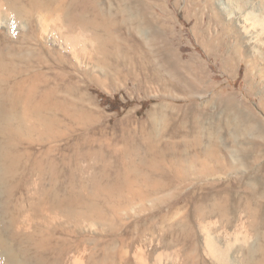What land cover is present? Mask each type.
I'll use <instances>...</instances> for the list:
<instances>
[{
  "label": "rangeland",
  "instance_id": "1",
  "mask_svg": "<svg viewBox=\"0 0 264 264\" xmlns=\"http://www.w3.org/2000/svg\"><path fill=\"white\" fill-rule=\"evenodd\" d=\"M20 1L28 4V0ZM139 1L145 7L148 4V9L149 5L153 6L148 17L157 16L161 21L149 24L142 35L134 37L132 26L123 20L120 11L122 0H96L114 15L118 47H109L106 58L95 55L100 69L93 74L81 72L72 58L56 50L48 52L44 44L36 42V9L29 11L25 28L14 14L17 23L13 32L0 29V46L11 49L9 59L18 66L15 74L7 77V88L23 84L31 87L38 98L50 90L51 105L46 112L54 120L50 133L35 129L14 139L0 134L1 145L10 144L14 156L19 155L15 156V162L17 158L19 161L10 169L13 173L8 171L4 188H0V206L5 207L0 213V250L18 253L27 250L25 253L31 256L42 240L46 250L55 246L66 250L65 264H72L75 255L88 247V252L109 254L110 262L103 257L105 263L114 264L122 254L118 249L123 240L131 243V249L136 244L183 242L187 226L199 229L194 218L197 206L207 207L222 199L234 208H241L245 201L257 200L262 209L264 260V48L255 54L245 41H238L241 34L236 16L228 18L214 3L218 0H163L165 9L158 0ZM71 2L53 0L48 8L57 15ZM196 25L203 32L201 36L195 34ZM158 26L164 31L169 27L176 38H183L187 48L183 60L194 63L199 59L203 74L185 69L171 74L170 68L161 65L158 45L145 41L159 36L153 29ZM15 33L18 39H14ZM172 35L169 31L164 33L169 41ZM161 39L158 40L162 42ZM206 40L214 43L211 51L205 48L209 44ZM179 47V44L174 47L177 52ZM223 50L230 55L234 50L239 54L228 63ZM222 95L234 96L239 103L252 107L257 115V120L251 121L254 131L240 134L228 127L230 110L227 104L221 103ZM210 100L206 117H199L205 119L203 130L219 132L222 162L213 156L207 159L202 149L184 151L187 140L194 138L187 131L194 126L191 121L182 120L183 111L192 102L206 104ZM172 109H175L173 113ZM163 114L167 122L161 121ZM154 116L158 118V128L153 126ZM175 120L183 122L185 129L178 131ZM200 135L206 143L204 132ZM169 148L194 153L192 158L197 159V167L206 162L211 172L178 177L168 170L173 157ZM142 156L152 157L159 169L150 174L154 180L163 177L164 184L156 187V183L135 181L139 193L120 202L105 193L93 198L105 209L96 233L85 230L84 225L76 230L63 229L50 218L48 209L54 199L53 187L58 189V194L89 190L97 182L93 178L121 173L127 165L134 164L133 158L137 162ZM105 181L102 180L103 184ZM12 215L17 217L9 237L4 226Z\"/></svg>",
  "mask_w": 264,
  "mask_h": 264
},
{
  "label": "bare ground",
  "instance_id": "2",
  "mask_svg": "<svg viewBox=\"0 0 264 264\" xmlns=\"http://www.w3.org/2000/svg\"><path fill=\"white\" fill-rule=\"evenodd\" d=\"M136 1L138 3L134 4ZM136 1L122 0L120 6L123 20L129 22L132 26V36L134 37L142 35L149 24L161 21L157 16L148 17L149 9L153 6L149 5L148 9V4L145 7L142 2ZM162 2L163 0H158L162 9H165L166 6L161 4ZM97 3L99 4L96 0H72L69 6L64 7L55 15L48 8L52 6L53 0H28V4L22 3L20 0H0V29H4L6 33L13 32L17 23L14 14L22 22L20 23L22 24L21 27L25 28L24 23L29 11L36 9L37 24L34 35L36 42L44 44L48 48V52L56 50L64 56L72 58L74 65L81 69V72L93 74L94 71H97V68L100 69L95 61L96 56L106 58L110 51L109 47H118L114 15ZM214 3L218 4L220 10L227 13L228 18H232L233 15L236 16L235 21L241 34L238 41H245L252 52L259 53V50L264 48V0H218ZM32 6L34 8H31ZM209 7H211V2ZM153 29L157 31L160 37L154 36L151 39H145V41H147V44L158 45L159 53L162 54V66L170 68L171 74L179 73L182 69L197 75L202 73L200 72L201 61L199 59L196 58L194 63L183 60L184 52L187 49L183 44V38L179 36L176 38L169 27L165 31L160 27H154ZM194 29L195 34L201 36L203 33L201 28L196 25ZM168 31L173 33L171 36L172 41L164 36V33ZM13 37L18 39L16 33ZM158 39H161L162 42ZM206 43L209 44H204L205 48L211 51V46L214 43L211 40H206ZM178 44L180 45V52H177L174 48ZM222 52L228 63L234 61V58L239 54L235 50L232 51L231 55L227 51L223 50ZM10 53L11 49L9 47L0 46V134L3 133L5 137L10 136V138H13L30 133L35 129H37L36 132L50 133L54 120L46 112V109L51 105V91L49 90L44 97L38 98L33 95L31 87L27 88L23 84L8 89L6 86L7 77L15 74L18 69L15 62L9 59ZM182 90L185 93V89L182 88ZM188 93L186 94L187 98L190 97ZM219 99L221 103L227 104L229 107L230 112H227L229 128L232 127L240 134L255 130V125L251 121H256L257 115L251 106H245L243 102L239 103L234 96L222 95ZM209 105H211V100L206 104L192 102L183 111L182 120H189L194 126V128L191 127L187 131V134L194 135V138L187 140L184 151L187 148L191 149L190 152H197L202 149L201 151L207 159H211V156H213V158L216 157L217 162H222L219 154V132L216 130L211 132L207 127V130H203L202 124L205 119L202 120L199 117L200 115L206 117ZM174 110L172 109V113ZM161 118V121L167 122L168 118L165 114L161 115ZM156 119L158 118L154 116V128L158 124ZM174 124L176 128H179L178 131L185 129L183 122L180 124L178 120H175ZM200 132H204L206 143ZM231 132L233 131L231 130ZM6 141L9 140L6 139ZM1 143L0 188L2 189L4 188L2 186L5 183L6 174L10 169L12 170L14 163L19 161L17 158L18 161L15 162V156L19 155L14 156L15 153H12L13 151L9 147L10 144L1 145ZM168 150L173 155L171 158L172 166L168 170L174 172L178 177L189 178L193 174L202 175L211 172L206 162L202 164V167H197V159L192 158L194 153L189 151L186 153L177 152L171 148ZM135 153L138 154L137 151ZM151 158L142 156L137 162L136 158H133L134 164L132 166L127 165L128 167H125L121 173L93 178L97 182L94 181V186L89 190H70L65 194H58V189L53 187L51 193L54 199L51 208L48 209L50 218L63 229L76 230L84 225L85 230L96 233L99 230L98 226H101L102 218L105 216V209L103 210L100 207L101 205L99 206L97 202H94L97 197H100V194L105 193L111 195V197L114 196L115 201L120 202L139 193V189L134 186L135 181H142L147 184L156 183V187L164 184L163 177L159 180L152 178L150 172L159 169V167ZM144 164L148 166H143ZM102 180L106 183L103 184ZM252 193L255 194L254 190ZM93 198H95L94 201ZM260 205L259 201L252 200L245 201L241 208H234L228 200L216 199L210 206H197L194 218L199 224V229L194 230L193 227L187 226L183 242L165 245L150 244L149 246L136 244L131 249L129 245L131 243L128 244L123 240L119 243L118 249L122 254L119 255L114 264H166V260H168V264L169 262L171 264H264L261 231L262 209ZM4 208L2 205L0 206V213L4 212ZM33 211L35 213V208ZM16 217V215L9 217L7 224L4 226L7 236L11 235ZM36 245L35 254L31 256L25 253L27 250L21 253H18V250V252H15V249V251L11 249L0 250V264H65L66 250L57 246L46 250L43 248L44 241L42 240ZM116 248L117 246L115 250ZM88 249L89 247L81 249L80 253L72 259V264H107L105 259L110 262L108 260L109 254L101 256L97 252H88Z\"/></svg>",
  "mask_w": 264,
  "mask_h": 264
}]
</instances>
